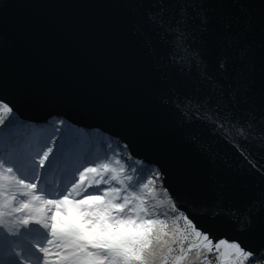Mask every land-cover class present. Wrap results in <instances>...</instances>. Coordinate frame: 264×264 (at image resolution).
Masks as SVG:
<instances>
[{"label": "water", "instance_id": "95a60500", "mask_svg": "<svg viewBox=\"0 0 264 264\" xmlns=\"http://www.w3.org/2000/svg\"><path fill=\"white\" fill-rule=\"evenodd\" d=\"M0 97L118 139L214 244L264 250V0H0Z\"/></svg>", "mask_w": 264, "mask_h": 264}, {"label": "snow or ice", "instance_id": "6c2138e0", "mask_svg": "<svg viewBox=\"0 0 264 264\" xmlns=\"http://www.w3.org/2000/svg\"><path fill=\"white\" fill-rule=\"evenodd\" d=\"M220 67L223 68L225 65L221 63ZM10 105L11 101L0 97V126L5 124L7 117L13 116L14 105ZM56 123L57 126L64 125L63 120H57ZM68 129L71 136L85 135L83 131L71 125H68ZM54 144L53 138L35 146L31 152L16 153L7 162L0 159V197L3 196L5 185L10 191L18 192L23 197L31 196V200H20L19 207L15 208V212H28V215L19 219L13 217L14 223L6 220V216L11 215L6 211L11 201H0V230L10 238L19 237L23 230L33 225L44 230L46 244L43 247L36 246V250L42 256V264H158L160 260L167 264V254L172 250L167 246L166 238L169 236L167 222L154 218L145 198L125 187V180L120 178L119 171L111 168L109 164L84 167L79 173V183L73 180L70 188H63L54 197L49 196L45 190L38 189L41 171L47 173L53 165L66 163L59 152L53 155ZM141 163L145 166L139 175L141 179H146V183L140 186L145 189L154 187L156 181H160L162 186L161 178L165 173L159 165L153 168L155 164L153 161L142 160ZM132 171L135 172V169ZM89 173L99 177L96 180L97 185L101 183L106 185L102 193L93 191L80 199L70 198L73 192L81 188ZM108 175L111 177L110 180L106 178ZM133 179L134 176H127L128 181ZM112 181L119 186H111ZM16 199V195L11 197V200ZM169 202L171 203V199ZM172 210L175 212L176 207L173 206ZM220 214L238 218L234 209L214 207L213 216ZM181 218L186 225L181 238L186 240L187 229H191L197 241H203L202 245L199 243L190 245L189 251L192 247H197L212 254L223 246L231 250L233 257L225 264H242L241 258L256 264L260 258L257 254L244 250L239 243H227L222 239L214 244L210 235L198 230L187 215ZM179 231L177 228L176 232ZM7 255L14 257L18 264H29L18 242L13 243Z\"/></svg>", "mask_w": 264, "mask_h": 264}, {"label": "trees", "instance_id": "16d2710c", "mask_svg": "<svg viewBox=\"0 0 264 264\" xmlns=\"http://www.w3.org/2000/svg\"><path fill=\"white\" fill-rule=\"evenodd\" d=\"M20 117L17 114L13 113V116L7 117L5 119V124L3 126H0V133L5 132L8 130L9 126L17 120H19ZM57 120H63L64 125L57 126ZM68 124V121L64 118H56L52 117L50 118L48 123L43 124V141L55 139V143L58 140V135H60L61 131L64 130L66 125ZM57 127H59V130H57ZM81 130V129H80ZM31 129L28 128L24 134L21 142H18L17 140L11 141L9 144L5 145L3 147H0V155L5 156L6 158H13V156L18 152H31V146L28 145L29 138L35 137L34 135H31ZM87 134L91 135H99L100 140L98 141V147L100 146V151L104 152L108 155L107 161H104L103 163L109 164V166H113L114 169L119 171L120 178L122 177L123 180H125L126 187L129 188V190H134L135 193L139 196H142L145 198L148 206L153 211L154 218H160L164 219L167 222V225L169 226V236L166 238L167 240V246L171 247V252L167 254V264H176V260L179 257V254H183L186 250V247L190 242H185L181 238V232L183 230L184 220L181 218L184 216L182 212H180L177 207L176 211L174 212L173 206L174 203L169 196L166 188L164 185L161 186L160 181L155 182L154 187L150 188H142L140 185L143 183H146V179L140 178V171L144 168V164L141 163V161H138L131 157L130 153H128L127 149L124 148L123 144L115 138H111L99 130H89V129H83L81 130ZM84 135V136H85ZM84 136H76L73 142L72 149H79V145L83 144L85 142ZM108 139V142L110 141L112 144V150L113 152L114 147L118 146L120 152L122 153L123 158L119 159L120 163H117L115 160L116 157H114L113 153L106 152L104 149L101 148L102 145L106 146L108 144L105 143L104 140ZM89 141V140H88ZM55 144L53 145V148H55ZM88 147V146H87ZM122 161L127 162V168H123ZM154 168V167H153ZM132 169H135V172L132 171ZM132 175L134 176V179L132 181L127 180V176ZM162 179V178H161ZM114 184L117 186L116 182L114 181ZM166 190V191H165ZM171 199V203L169 200ZM180 229L179 232H176V229ZM175 233V235H173ZM183 247V251H182ZM260 258L256 261V264H264V250H261L260 252L256 253ZM231 256V250L226 249L225 247H221L219 251H215L212 254H208L205 249L198 248L195 249L194 247L189 251L188 253L183 256L182 260L180 261V264H218L221 263V259L224 256ZM232 257V256H231ZM158 264H165L164 260L158 261ZM244 264H251L250 260H244Z\"/></svg>", "mask_w": 264, "mask_h": 264}, {"label": "rangeland", "instance_id": "374dc122", "mask_svg": "<svg viewBox=\"0 0 264 264\" xmlns=\"http://www.w3.org/2000/svg\"><path fill=\"white\" fill-rule=\"evenodd\" d=\"M14 114H17L19 117H20V115L18 114V113H14ZM108 145H109V147H111L112 146V144H111V142L109 141V143H108ZM114 153H115V155H114V157H116L115 158V160L116 161H119V159L121 158H123V156H122V153L120 152V150H119V147L117 146H115L114 147ZM122 163H123V168L125 169V168H127V162H125V161H122ZM121 179H123L122 177H121ZM123 194V193H122ZM185 228H186V225H185V223H184V225H183V230H182V232L181 233H183L184 232V230H185ZM187 239L185 240V239H183L185 242H190L188 245H195V243L197 242V238H195L194 237V235H192V230L191 229H187ZM188 247V246H187ZM187 247H186V249H187ZM193 248V247H192ZM191 248V249H192ZM195 249H198L197 247H194ZM185 249V250H186ZM189 250V249H188ZM246 251H248L247 249H245ZM187 251V250H186ZM185 251V252H186ZM184 252V253H185ZM184 253L183 254H179V256H184ZM179 258V257H178ZM230 258H233V257H231V256H227V258H225V257H222L221 259H219V260H221V263H218V264H225V262L227 261V260H229ZM182 259H179V264L181 263L180 261H181ZM241 260H242V264H244V260H243V258H241ZM176 264H177V260H176Z\"/></svg>", "mask_w": 264, "mask_h": 264}, {"label": "bare ground", "instance_id": "6f19581e", "mask_svg": "<svg viewBox=\"0 0 264 264\" xmlns=\"http://www.w3.org/2000/svg\"><path fill=\"white\" fill-rule=\"evenodd\" d=\"M18 111L21 113V111H20V109H18ZM30 117V116H29ZM34 117V116H33ZM36 118V117H35ZM32 119V118H31ZM44 122H39V123H34L35 124V126H37V127H39L41 124H43ZM77 124V123H76ZM89 130H92V129H89ZM88 136H90V137H93V139H94V141L96 142V143H98V141L100 140V137H99V135H91V134H87ZM109 136V135H108ZM110 137V136H109ZM104 142L106 143H109L108 142V139L106 138L105 140H104ZM108 144H106V146H104V145H102L101 146V148L102 149H104V150H106L107 148H108ZM99 148H100V146H99ZM54 155V154H53ZM41 182H42V179H41ZM41 187H43V189L45 190V191H47L46 190V187H44L43 185H41Z\"/></svg>", "mask_w": 264, "mask_h": 264}]
</instances>
